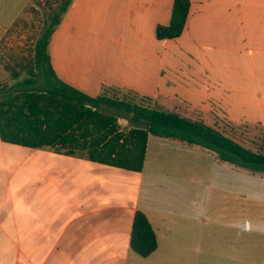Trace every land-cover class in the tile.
Returning a JSON list of instances; mask_svg holds the SVG:
<instances>
[{
  "label": "crops",
  "instance_id": "0c3cea01",
  "mask_svg": "<svg viewBox=\"0 0 264 264\" xmlns=\"http://www.w3.org/2000/svg\"><path fill=\"white\" fill-rule=\"evenodd\" d=\"M31 1L0 0V41ZM174 1L72 0L48 46L53 70L91 97L130 94L236 142L234 133L255 137L264 127V0H189L182 34L158 40ZM194 147L149 135L136 171L0 136V264H264V172L203 148L241 176L222 191L228 199L214 203L208 192L176 216L157 194L155 180L175 179L176 164L194 181ZM139 210L158 241L148 257L130 246Z\"/></svg>",
  "mask_w": 264,
  "mask_h": 264
},
{
  "label": "trees",
  "instance_id": "16d2710c",
  "mask_svg": "<svg viewBox=\"0 0 264 264\" xmlns=\"http://www.w3.org/2000/svg\"><path fill=\"white\" fill-rule=\"evenodd\" d=\"M60 1L59 12L35 40L29 76L0 100L2 140L36 148L57 145L69 154L87 148L86 157L92 161L141 171L148 136L152 135L200 146L216 153L222 162L264 172L263 153L246 148L203 122L165 112L146 104L148 100L143 98L140 102L119 99L110 97L107 91L91 97L63 82L53 70L48 53L52 34L72 2ZM189 10V0H175L170 22L156 27V38L179 37ZM18 75L15 73L13 79L17 80ZM107 109L111 112L106 113ZM118 118L134 126L125 135L118 131ZM130 246L141 257L150 256L158 247L152 225L140 210L134 216Z\"/></svg>",
  "mask_w": 264,
  "mask_h": 264
},
{
  "label": "rangeland",
  "instance_id": "374dc122",
  "mask_svg": "<svg viewBox=\"0 0 264 264\" xmlns=\"http://www.w3.org/2000/svg\"><path fill=\"white\" fill-rule=\"evenodd\" d=\"M60 0H32L26 7L20 18L13 24L8 33L4 36L0 43V100L11 91L17 88V83L29 76V68L32 66V50L37 37L44 32L50 25L51 18L59 12L61 6ZM19 74L18 79L14 80V74ZM110 97L119 99H129L135 102H140V98L130 94H120L115 91H107ZM146 104H150L148 101ZM110 113L111 110H105ZM119 120V118H118ZM117 120L118 131L122 134H127L134 126L128 120L127 127L125 123H120ZM123 127V128H122ZM128 127H130L128 129ZM255 137H242L235 134L238 142H242L243 146L256 152L264 154V127L256 129ZM99 134L94 137L98 138ZM152 142L162 141L152 138ZM87 147V146H86ZM148 165L158 164L156 158L159 157L154 151L153 144L150 146ZM196 154V175L194 181H189L185 167L176 164V178L166 179L162 176L155 180V190L161 199L172 201L177 213L188 214V201L191 199L196 201L198 205L203 206L208 198V192H212V201L218 202L221 199H228L222 192L229 185L237 183L241 178L240 175L233 174L225 165H216L214 156L211 152H205L201 147L192 148ZM76 154L87 156V148L76 149ZM226 169V174L225 170ZM194 178V177H193ZM212 184V191L209 190L207 184ZM194 185V187L192 186ZM191 186V187H190ZM223 187V188H222ZM226 187V188H225ZM232 199V196H228Z\"/></svg>",
  "mask_w": 264,
  "mask_h": 264
},
{
  "label": "built area",
  "instance_id": "2783aa9c",
  "mask_svg": "<svg viewBox=\"0 0 264 264\" xmlns=\"http://www.w3.org/2000/svg\"><path fill=\"white\" fill-rule=\"evenodd\" d=\"M118 122H119V124L120 123H125V126L127 127V124H128V120L127 119H125V118H119Z\"/></svg>",
  "mask_w": 264,
  "mask_h": 264
}]
</instances>
